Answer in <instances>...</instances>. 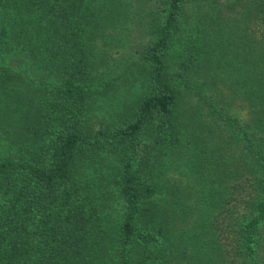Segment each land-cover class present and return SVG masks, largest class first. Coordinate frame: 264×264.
I'll use <instances>...</instances> for the list:
<instances>
[{"label":"trees","instance_id":"trees-1","mask_svg":"<svg viewBox=\"0 0 264 264\" xmlns=\"http://www.w3.org/2000/svg\"><path fill=\"white\" fill-rule=\"evenodd\" d=\"M134 1L0 0V264H264V0H141L109 79Z\"/></svg>","mask_w":264,"mask_h":264},{"label":"rangeland","instance_id":"rangeland-1","mask_svg":"<svg viewBox=\"0 0 264 264\" xmlns=\"http://www.w3.org/2000/svg\"><path fill=\"white\" fill-rule=\"evenodd\" d=\"M137 2V0L134 1V3ZM142 4L143 1L140 0L133 9L131 8L132 14H130L129 18L133 21H128L127 26L119 27V29L112 30L109 33V45L105 46L102 59L103 66L109 68L108 72L112 75L108 76L107 72L109 79L124 73L125 64L135 61L138 57L137 53L141 51L149 40V36L143 35L141 29L142 25L149 20L150 8L149 5H146L148 3L143 4L144 7ZM184 10V19L179 34L183 37L181 40L186 43L189 39L184 37L192 34V18L195 16L192 14L193 8L190 4L186 5ZM128 28L129 31L127 30ZM232 108L235 109L238 115H243V112L236 109L235 105Z\"/></svg>","mask_w":264,"mask_h":264}]
</instances>
